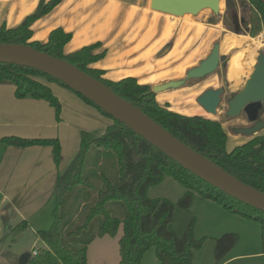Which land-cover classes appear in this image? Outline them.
<instances>
[{
  "label": "trees",
  "instance_id": "trees-1",
  "mask_svg": "<svg viewBox=\"0 0 264 264\" xmlns=\"http://www.w3.org/2000/svg\"><path fill=\"white\" fill-rule=\"evenodd\" d=\"M61 1L41 0L36 11L18 27L0 26V43L27 45L71 63L142 109L176 138L234 177L264 193V133L228 151V134L221 122L200 115L174 112L168 105L158 103L151 86L139 83L134 77L112 81L104 77L105 71L91 67L106 54L105 50L97 52L101 43L66 54L64 48L72 39V34L61 28L53 30L46 43L32 41V25ZM226 3L228 9L235 4L234 0H226ZM238 4L245 30L237 28L235 32L252 37L264 32V4L260 0H238ZM236 20L238 22V17ZM42 79L70 89L63 82L36 69L0 63V84H13L18 99L48 102L59 116V99ZM72 91L102 114L112 118L114 124L101 135L82 132L79 152L57 177L53 191L56 198L53 225L48 230L36 233L46 247L38 250L28 264H88L89 245L99 237H116L120 228L123 233L119 239L120 264H141L150 249H155L161 264H193L195 252L203 247L206 239L196 238L195 219L192 218L186 231L179 236L170 228L176 204L168 199L150 198L148 195L150 188L162 183L166 176L187 188L186 194L177 203L186 211L192 207L197 193L230 212L258 221L264 253V212L203 181L95 103ZM0 141L21 148L52 147L54 161L60 164L61 147L57 139L9 136ZM92 155L97 160V167L94 168L89 164ZM103 157L113 163V174L103 169ZM92 178L97 179V183ZM241 206L250 211L242 210ZM25 230H29L26 221L14 229L16 233ZM238 242L239 235L236 233H225L217 238V262H223Z\"/></svg>",
  "mask_w": 264,
  "mask_h": 264
},
{
  "label": "rangeland",
  "instance_id": "rangeland-1",
  "mask_svg": "<svg viewBox=\"0 0 264 264\" xmlns=\"http://www.w3.org/2000/svg\"><path fill=\"white\" fill-rule=\"evenodd\" d=\"M148 2V1H147ZM234 6L228 9L226 0H222L221 12L215 15L211 10H203L197 16L185 15L184 17L173 16L161 13L165 17V21L169 26L175 28V35L172 41L178 37V32L184 25L187 26L188 37L186 42H191V49L187 52L190 57L185 66L181 70V74L195 66H198L206 59L215 44H222L223 38L228 33H234L246 36L249 39L260 38L264 42V32L257 37L249 34H238L235 32L237 28L245 30L241 22V13L238 0H234ZM238 15V16H237ZM238 17V22L236 18ZM177 30V31H176ZM178 40V39H177ZM185 42V43H186ZM253 56L251 64L242 66V74L237 82L229 81L227 72L229 69L231 57L233 53H223L227 57L226 61L221 62L218 69L211 75L202 79H192L187 82L188 91L185 95H178L175 89H169L163 93H176L177 95L168 99L170 101L169 109L187 115L191 111V104L195 108H199L198 98L209 89L226 88L227 94L223 98V103L218 106L216 115H210L206 110L200 107L197 115L216 120L222 123L223 128L228 134L227 148L232 150L238 146L240 142H246L252 138L262 135L263 131L255 135H245L234 131L244 126L243 117L230 119L226 117L227 99L233 92L242 90L253 72L254 64L257 63L256 58L259 53ZM53 94L59 99L61 104V112L59 116L55 108L49 107V112L42 111L41 120L28 119L29 125H14L19 121L15 119L14 114L0 116V136H12L26 139H57L59 141L60 164L54 161L53 148L47 146H35L31 148H20L19 157H30L31 170L25 175L8 179V183L17 186L21 195V205L24 210L23 214L27 216V225L29 230L16 233L14 229L22 223L23 217L17 211H9L7 216L0 213V264H19V259L24 253H33L35 250H43L46 245L37 236V231L48 230L54 222V210L56 208V198L53 191L56 185L58 174L63 172L73 158L77 155L81 144V134L83 131L101 135L105 133L107 128L114 124V120L102 114L96 107L86 103L72 90L55 82H47ZM0 108L6 106L8 97L13 99L15 87L13 84H0ZM177 89V88H176ZM166 94V95H167ZM189 100V101H188ZM13 101L15 103L17 100ZM49 105V104H46ZM167 105L164 103L163 106ZM10 110H15L16 104L9 103ZM10 122L8 124H4ZM17 131L19 134L2 133ZM0 144V166L5 155V149L2 150ZM35 151V152H33ZM10 155V154H9ZM8 155V156H9ZM7 156V157H8ZM19 160V159H18ZM40 161V163H38ZM103 169L109 174H113V163L103 157ZM89 164L92 168L97 167L95 156H90ZM89 167V165H88ZM1 169V168H0ZM100 170V169H99ZM2 174L0 173V176ZM97 183V179L92 178ZM187 188L170 176H166L162 183L150 188L148 195L150 198L168 199L176 204L174 218L170 224V228L181 236L187 229L192 218L195 219L194 234L196 238H206L203 247L195 252L194 264H222L226 260L238 256L228 262V264H264V253L262 250V232L261 225L258 221L245 218L239 214L230 212L220 204L213 200L206 199L200 194H195L194 202L189 211L182 209L177 205L178 201L186 194ZM239 206V205H238ZM242 210L250 211L247 207H240ZM119 214V213H118ZM225 233H236L239 235L238 244L228 253L223 262H217L215 258L216 239ZM122 228L118 235L114 238L107 235V240H97L95 244L90 246V264H120V246L119 239L122 236ZM158 260L154 249H150L146 254V260L150 257ZM159 261V260H158Z\"/></svg>",
  "mask_w": 264,
  "mask_h": 264
},
{
  "label": "crops",
  "instance_id": "crops-1",
  "mask_svg": "<svg viewBox=\"0 0 264 264\" xmlns=\"http://www.w3.org/2000/svg\"><path fill=\"white\" fill-rule=\"evenodd\" d=\"M40 1L0 0V26L18 27L36 11ZM161 13L152 9L151 0H62L50 13L32 25V41L46 43L51 32L61 28L72 34V39L64 48L66 54L78 51L85 46L101 43L102 46L97 52L105 50L106 54L103 59L92 64L91 67L105 71L104 77L109 80L120 81L127 77H134L139 83L149 85L153 89L155 86L170 81L184 79L188 71L192 69L190 68L186 72L185 77L181 74L185 62L190 58H187V52L191 50L189 47L192 41H185L188 37L187 26L189 25L182 26L178 32V40L172 41L173 35L176 34L175 27L169 26V22L165 21V17ZM45 82L47 83V81ZM186 84L175 89L178 95L185 97L189 90ZM163 92L156 93V99L162 106L164 103L169 105L168 99L177 94L172 93L170 96ZM13 99L21 103H15ZM13 99L8 97L6 106L0 108V116L14 114L15 119L19 120L14 125H29L26 120H41L42 111L49 112L47 106L50 105H46L49 103L44 100L18 99L15 93ZM2 103L0 102L1 105ZM9 103L16 104V109L10 110ZM189 104H191L192 112L187 115H197L201 106L199 105V109L195 108L192 103ZM8 123L10 122L4 124ZM2 133L20 135L17 131ZM4 137L9 136H0V140ZM243 143L245 141L240 142L239 145ZM0 144L3 147L2 150L5 149L0 166L2 174L0 176V213L7 216L9 211H17L23 217V221L27 222V216L23 214L24 210H21V202L24 200L20 201L21 195L16 190L17 186L8 183L10 181L8 179L25 175L31 170L30 158L33 155L24 158L22 154L19 157L20 151L17 150H20L21 147L10 146L1 141ZM107 237L106 235L96 238L89 245L88 264L91 262L90 246L95 244L98 239L107 240L105 239ZM146 254L141 264H161L159 259L156 260L151 255L145 261ZM236 257L238 256H234L222 264H228ZM95 262L94 264H97Z\"/></svg>",
  "mask_w": 264,
  "mask_h": 264
},
{
  "label": "water",
  "instance_id": "water-1",
  "mask_svg": "<svg viewBox=\"0 0 264 264\" xmlns=\"http://www.w3.org/2000/svg\"><path fill=\"white\" fill-rule=\"evenodd\" d=\"M260 1L264 4V0ZM221 3L222 0H151V7L165 14L184 17L188 14L197 16L203 10H211L218 15L221 12ZM226 59V56L221 55V45L217 43L210 55L198 66L190 69L184 79L155 86L153 92L176 89L189 80L205 78L213 74ZM256 61L244 88L234 94L229 101L227 115L230 118L239 116L243 111L250 122H255L257 120L255 113L264 108V52L259 53ZM0 63L36 69L63 82L203 181L230 197L264 212L263 192L228 173L211 159L176 138L142 109L121 98L110 87L71 63L27 45L10 43H0ZM222 92L223 89H209L197 102L207 113L216 115ZM263 127L264 125L258 124L253 128L239 129L237 132L251 136L259 133ZM32 256V253H24L19 259V264H28Z\"/></svg>",
  "mask_w": 264,
  "mask_h": 264
},
{
  "label": "bare ground",
  "instance_id": "bare-ground-1",
  "mask_svg": "<svg viewBox=\"0 0 264 264\" xmlns=\"http://www.w3.org/2000/svg\"><path fill=\"white\" fill-rule=\"evenodd\" d=\"M188 15L190 16V14ZM263 49L264 42L260 38L249 39L246 36H241L234 33L226 34L221 44V52H234V56L231 57L232 59L227 72L229 81L237 82L240 75L242 74V66L249 63L251 64L253 56Z\"/></svg>",
  "mask_w": 264,
  "mask_h": 264
},
{
  "label": "flooded vegetation",
  "instance_id": "flooded-vegetation-1",
  "mask_svg": "<svg viewBox=\"0 0 264 264\" xmlns=\"http://www.w3.org/2000/svg\"><path fill=\"white\" fill-rule=\"evenodd\" d=\"M219 89H223V92H222V94H221V102H220V104H219V106H220V105L223 103V98H224L225 95L227 94V91H226V88H224V87H221V88H219ZM239 91H240V90H239ZM239 91L233 92V94H231V95H229L228 97H226V99H227V109H226V111H225V114H226V117H227V118H230V117H228V115H227V114H228V111H229V101H230V99L233 97V95L236 94V93H238ZM255 114H256V116H257V120H256L255 122H250L249 119H248V116H247L246 113L243 112V111H242V113H241L239 116H237V117H233V118H230V119H235V118L243 117V120L245 121L244 126L239 127V128H237V129H235L234 131L237 132V130H239V129L253 128V127H255V126L258 125V124H262V125H264V108L260 109V110H259L258 112H256ZM263 130H264V127H263V129H262L261 131H263Z\"/></svg>",
  "mask_w": 264,
  "mask_h": 264
},
{
  "label": "built area",
  "instance_id": "built-area-1",
  "mask_svg": "<svg viewBox=\"0 0 264 264\" xmlns=\"http://www.w3.org/2000/svg\"><path fill=\"white\" fill-rule=\"evenodd\" d=\"M37 253H38V250H35L32 254L37 255Z\"/></svg>",
  "mask_w": 264,
  "mask_h": 264
}]
</instances>
